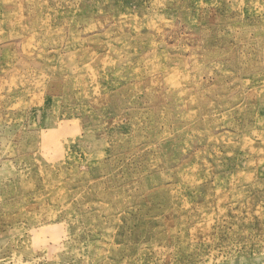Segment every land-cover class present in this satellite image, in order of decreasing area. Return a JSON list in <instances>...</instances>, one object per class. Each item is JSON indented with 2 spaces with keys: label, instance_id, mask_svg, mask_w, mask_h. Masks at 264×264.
Returning a JSON list of instances; mask_svg holds the SVG:
<instances>
[{
  "label": "rangeland",
  "instance_id": "rangeland-1",
  "mask_svg": "<svg viewBox=\"0 0 264 264\" xmlns=\"http://www.w3.org/2000/svg\"><path fill=\"white\" fill-rule=\"evenodd\" d=\"M0 264H264V0H0Z\"/></svg>",
  "mask_w": 264,
  "mask_h": 264
}]
</instances>
